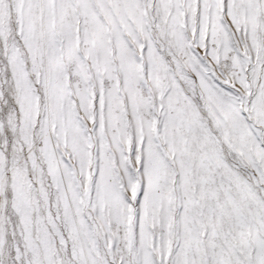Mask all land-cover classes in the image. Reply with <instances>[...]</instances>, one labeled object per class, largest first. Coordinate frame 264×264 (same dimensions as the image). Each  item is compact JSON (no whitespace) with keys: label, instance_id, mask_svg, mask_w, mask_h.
<instances>
[{"label":"snow or ice","instance_id":"obj_1","mask_svg":"<svg viewBox=\"0 0 264 264\" xmlns=\"http://www.w3.org/2000/svg\"><path fill=\"white\" fill-rule=\"evenodd\" d=\"M0 264H264V0H0Z\"/></svg>","mask_w":264,"mask_h":264}]
</instances>
